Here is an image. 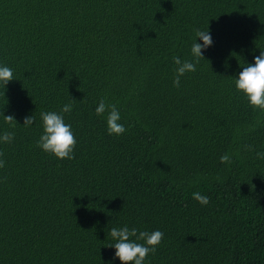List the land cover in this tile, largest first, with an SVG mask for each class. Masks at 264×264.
<instances>
[{"label": "trees", "instance_id": "1", "mask_svg": "<svg viewBox=\"0 0 264 264\" xmlns=\"http://www.w3.org/2000/svg\"><path fill=\"white\" fill-rule=\"evenodd\" d=\"M262 50L264 0H0V264H121L123 226L164 233L144 264H264V112L235 87ZM69 103L75 158L59 160L36 147L41 113Z\"/></svg>", "mask_w": 264, "mask_h": 264}, {"label": "clouds", "instance_id": "2", "mask_svg": "<svg viewBox=\"0 0 264 264\" xmlns=\"http://www.w3.org/2000/svg\"><path fill=\"white\" fill-rule=\"evenodd\" d=\"M196 37L203 43L194 42L191 47L192 56L195 58V63L189 61H181L180 58L174 57V63L177 66L174 69L173 86L179 88L181 77L190 72L196 71V64L200 58H204L202 51L209 48L213 44L209 29L206 31L197 30ZM13 78V71L8 66L0 65V84L4 87L8 85ZM235 87L237 92L242 93L246 98L249 106L253 110L264 112V50L260 55L255 57L254 64H248L243 67L239 73V78L235 79ZM73 104L69 103L63 106L61 113L47 111L41 113L43 133L36 143V147L42 149L45 153L54 156L59 160L74 159V150L76 147V138L71 129L70 124H66L62 113H70ZM107 112V131L109 135L120 136L125 133L126 129L120 123L121 115L116 105L107 104L104 99H101L95 109L97 116H104ZM4 121L13 125L16 120L11 115H4ZM34 123V116L26 117L24 126H31ZM14 140V133L5 131L0 135V142L11 143ZM248 146L247 150H250ZM3 152H0V157H3ZM259 158L264 159V153H257ZM222 164H230L231 157L229 154H224L220 157ZM5 167V161L0 159V168ZM193 199L199 202L202 206L210 203V199L206 195L199 192L192 194ZM114 244L108 247L115 248V258L121 261V264H144L149 254H155L158 246L164 238V233L155 231H141L136 228L129 229L128 226L120 228L113 227L109 233Z\"/></svg>", "mask_w": 264, "mask_h": 264}]
</instances>
